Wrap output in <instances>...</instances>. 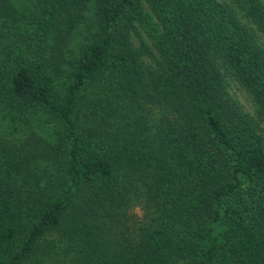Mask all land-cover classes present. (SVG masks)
I'll return each mask as SVG.
<instances>
[{
	"label": "trees",
	"instance_id": "1",
	"mask_svg": "<svg viewBox=\"0 0 264 264\" xmlns=\"http://www.w3.org/2000/svg\"><path fill=\"white\" fill-rule=\"evenodd\" d=\"M262 38L264 0H0V264H264Z\"/></svg>",
	"mask_w": 264,
	"mask_h": 264
},
{
	"label": "rangeland",
	"instance_id": "2",
	"mask_svg": "<svg viewBox=\"0 0 264 264\" xmlns=\"http://www.w3.org/2000/svg\"><path fill=\"white\" fill-rule=\"evenodd\" d=\"M222 1H225V0H222ZM87 35H88L87 22H85L81 24L80 27L77 29V40L85 42ZM262 39L264 42V38ZM230 89L234 93L238 101L242 104L245 111L249 112L251 115L256 116L257 113H256L255 105L253 101L251 100V97L246 93V91L236 81L232 82V86L230 87ZM51 125H52L51 122L44 123L42 125L43 132H48L49 129H51ZM260 130L262 134L264 135V121L261 122Z\"/></svg>",
	"mask_w": 264,
	"mask_h": 264
}]
</instances>
